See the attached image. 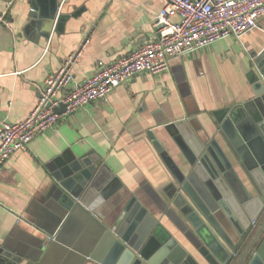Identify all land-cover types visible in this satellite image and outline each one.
I'll return each mask as SVG.
<instances>
[{
  "label": "crops",
  "instance_id": "0c3cea01",
  "mask_svg": "<svg viewBox=\"0 0 264 264\" xmlns=\"http://www.w3.org/2000/svg\"><path fill=\"white\" fill-rule=\"evenodd\" d=\"M57 2L68 17L59 29L51 26L46 38L26 26L29 0H0L9 22L0 27V115L6 121L25 118L36 102V86L69 55H76L72 73L82 81L96 61L110 62L140 47L153 35L154 16L163 6L162 0ZM262 50L264 19L240 40L225 36L181 51L167 69L136 74L105 100L62 116L51 131L35 136L0 166V252L8 250L16 264H99L84 256L132 196L187 246L161 216L173 180L150 135L182 165L164 124L193 117L195 125L212 127L211 112L252 97L247 74ZM70 154L98 157L112 174L113 192L92 214L77 205L66 208L61 200L52 173L55 161ZM50 233H59L62 243L41 252Z\"/></svg>",
  "mask_w": 264,
  "mask_h": 264
},
{
  "label": "water",
  "instance_id": "95a60500",
  "mask_svg": "<svg viewBox=\"0 0 264 264\" xmlns=\"http://www.w3.org/2000/svg\"><path fill=\"white\" fill-rule=\"evenodd\" d=\"M29 3L26 26L40 36L47 38L50 27L59 29L68 17L58 12L57 0ZM247 78L252 97L211 112L212 127L195 125L193 117L164 124L182 165L150 135L173 180L161 216L188 245L132 196L116 223L102 226L85 258L99 264H264V50L251 60ZM98 163V157L72 154L55 161L52 175L66 208L92 214L112 194V174ZM47 236L52 240L46 245L44 239L41 252L62 243L59 233ZM17 261L8 250L0 252V264Z\"/></svg>",
  "mask_w": 264,
  "mask_h": 264
},
{
  "label": "built area",
  "instance_id": "2783aa9c",
  "mask_svg": "<svg viewBox=\"0 0 264 264\" xmlns=\"http://www.w3.org/2000/svg\"><path fill=\"white\" fill-rule=\"evenodd\" d=\"M162 2L154 16V33L140 47L110 62L96 61L93 71L82 81L74 79L72 65L76 55L71 54L45 78L42 86H36V102L25 118L9 122L0 115V166L16 151L26 150L35 136L51 131L59 118L105 100L118 85L136 74L161 72L168 68L170 58L181 51L208 46L221 37L240 40L264 19V0ZM0 27H9L5 11L0 12ZM61 105L64 110L57 112ZM51 240L52 236H46V245Z\"/></svg>",
  "mask_w": 264,
  "mask_h": 264
}]
</instances>
